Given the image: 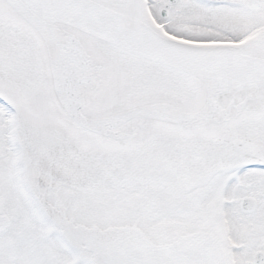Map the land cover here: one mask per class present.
Masks as SVG:
<instances>
[{
    "label": "snow or ice",
    "instance_id": "6c2138e0",
    "mask_svg": "<svg viewBox=\"0 0 264 264\" xmlns=\"http://www.w3.org/2000/svg\"><path fill=\"white\" fill-rule=\"evenodd\" d=\"M0 264H264V0H0Z\"/></svg>",
    "mask_w": 264,
    "mask_h": 264
}]
</instances>
